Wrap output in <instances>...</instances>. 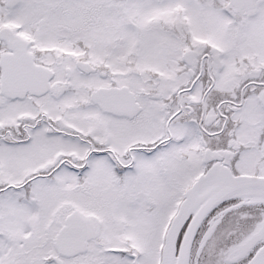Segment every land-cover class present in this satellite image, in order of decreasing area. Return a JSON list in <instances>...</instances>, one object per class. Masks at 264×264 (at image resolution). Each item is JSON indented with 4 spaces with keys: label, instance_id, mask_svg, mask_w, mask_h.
I'll return each instance as SVG.
<instances>
[{
    "label": "snow or ice",
    "instance_id": "obj_1",
    "mask_svg": "<svg viewBox=\"0 0 264 264\" xmlns=\"http://www.w3.org/2000/svg\"><path fill=\"white\" fill-rule=\"evenodd\" d=\"M0 264H264V0H0Z\"/></svg>",
    "mask_w": 264,
    "mask_h": 264
}]
</instances>
